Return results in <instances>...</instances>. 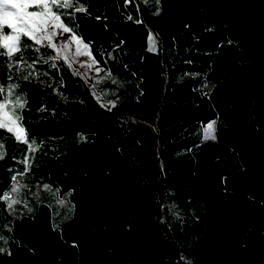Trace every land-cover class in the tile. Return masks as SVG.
<instances>
[{
    "label": "trees",
    "instance_id": "trees-1",
    "mask_svg": "<svg viewBox=\"0 0 264 264\" xmlns=\"http://www.w3.org/2000/svg\"><path fill=\"white\" fill-rule=\"evenodd\" d=\"M72 2L99 96L46 47L0 57L35 146L0 130V264H264V0Z\"/></svg>",
    "mask_w": 264,
    "mask_h": 264
},
{
    "label": "snow or ice",
    "instance_id": "snow-or-ice-1",
    "mask_svg": "<svg viewBox=\"0 0 264 264\" xmlns=\"http://www.w3.org/2000/svg\"><path fill=\"white\" fill-rule=\"evenodd\" d=\"M130 2V0H129ZM145 3L150 0H144ZM159 0H156L158 3ZM35 7L38 11H28L30 7ZM86 9L81 5L74 7L72 0H0V57L11 58L16 53H20L18 61L9 62L5 67L20 70L21 62L26 64L28 68H34L33 64H28L24 61L23 51L29 46L25 41H28L33 46L40 45L46 46L56 50V56L51 59H57L61 56V52L69 45L67 42L63 43L59 48L54 42L56 36H62L64 33H71L72 29L66 26L63 18H73L74 12H83ZM158 14V12H157ZM7 27L10 35L4 34V28ZM71 40L76 45H81L82 42L77 39L73 33ZM23 45V47H21ZM87 48V45H83ZM35 51L40 52V48L36 47ZM77 54H90L81 53L80 48L77 47ZM68 59L67 55L63 57ZM95 63V61H93ZM100 71V69H97ZM11 79V76H9ZM25 79H28L26 76ZM15 85H10L5 92L3 86H0V130H6L13 139L27 144L28 148L35 151L34 141L29 142L26 136V130L22 127L23 116L19 113L26 106V100L22 95L14 94ZM11 96V99H9ZM215 121L210 122L204 130L205 139H215ZM5 145L0 140V160L6 155ZM15 180V177H13ZM47 188V185H45ZM19 187L12 189V193L18 194ZM58 196L59 194L56 193ZM8 203V208L11 209L12 205L19 202L11 200L10 194H5L0 197ZM0 239H3L0 236ZM190 264V262H189Z\"/></svg>",
    "mask_w": 264,
    "mask_h": 264
},
{
    "label": "rangeland",
    "instance_id": "rangeland-1",
    "mask_svg": "<svg viewBox=\"0 0 264 264\" xmlns=\"http://www.w3.org/2000/svg\"><path fill=\"white\" fill-rule=\"evenodd\" d=\"M28 11H31L28 9ZM73 33H64L62 36H56L54 39V42L57 44V48H59L63 43L67 42L69 45V48L63 50L61 52L60 57H64L67 55L68 59H65L69 62V64L72 66L73 70L76 73L81 74L86 78L88 83L90 84L91 88L93 89L94 93L98 96L100 95V87L105 82L104 77L102 76V68L101 66L93 59L91 54H77V47L80 48L81 53H90L88 51V48H83V45H86L79 37V39L82 44L76 45L72 40L71 36ZM7 35V34H6ZM46 47V46H43ZM48 48V47H46ZM53 51L54 56H56V50L52 48H48ZM95 61V63H93ZM97 69H100V71H97ZM116 100V95H112L110 99H107L106 102L108 104H113ZM209 124V123H208ZM208 124L203 125V131L206 129V126Z\"/></svg>",
    "mask_w": 264,
    "mask_h": 264
},
{
    "label": "crops",
    "instance_id": "crops-1",
    "mask_svg": "<svg viewBox=\"0 0 264 264\" xmlns=\"http://www.w3.org/2000/svg\"><path fill=\"white\" fill-rule=\"evenodd\" d=\"M7 35H10V33H8Z\"/></svg>",
    "mask_w": 264,
    "mask_h": 264
}]
</instances>
